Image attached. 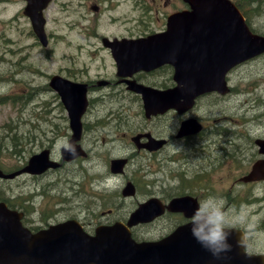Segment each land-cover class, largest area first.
Instances as JSON below:
<instances>
[{"label":"flooded vegetation","instance_id":"af4514ba","mask_svg":"<svg viewBox=\"0 0 264 264\" xmlns=\"http://www.w3.org/2000/svg\"><path fill=\"white\" fill-rule=\"evenodd\" d=\"M68 0H0V6L14 9L13 15L7 16L8 22L4 21L5 26H25L20 31V38L23 37V32H26L29 36L34 37V42L37 43L38 39L36 33L32 29L35 26L33 21L34 14H40L43 26H55L56 19L64 14L68 8L66 4ZM39 4V8L34 5ZM78 5L86 8V13H93L94 17L91 18L93 26H98L97 38L100 40L98 46L91 51L94 60L102 62V66L107 68V64H111L113 70L111 74H105L102 71H98L96 75L92 74L87 69L88 66L82 69L80 73H76L70 68H66L65 71L55 72V74L47 75L48 79L43 81H36V75L42 74L37 69L32 72V77L28 85V93L30 94V102L32 104V119L30 124L33 127L32 136L33 141L37 144L40 142L38 149L35 152L41 150H49L50 156L53 159L59 160L61 166L59 168H52L42 174H22L19 177L29 176L34 180L50 177L53 173L63 169L69 163L80 162L82 169H85L90 164L98 163L101 156L106 158L107 172L105 173L102 182H95L96 185L100 184V189L107 190L104 188V182L108 178H114L115 181L122 180L127 183L129 180L133 181L136 186V194L133 196H126L124 194V184L120 188H116L109 194L114 195V200L109 206H106V210L103 211L100 219H93L95 225L103 223H112L117 220L128 221L134 210L143 202L150 198L157 199L160 203L166 205V211L163 215L157 217L154 221L147 224H143L144 228L149 229L151 226L159 223L162 220L168 219L169 223L172 224V228L166 230L167 232L173 231L177 226L192 221L193 216H189L194 212L186 210L183 212H174L168 208V204L175 196L190 195L192 197V204L199 203L208 197L212 196V188L208 186L201 187L202 190L198 191H184L177 195H166L163 187L160 183V174L165 170V159L166 157L174 160H168L174 162L177 160L178 155H181L183 150L193 149L198 151L200 148L206 147V149L213 143L209 139L208 126H206L197 114L193 115L194 109L198 105V101L203 95L196 100L195 105L189 109L186 113H180L176 109H169L165 113L148 116L144 110L143 101L139 94L134 93L130 89V84L133 86H146L153 87L159 90H167L173 88L177 82L175 80V67L171 64L161 65L157 68L150 70H141L133 72L130 67H119L117 56L121 55L126 47L133 42V39L145 37L155 32H163L166 30V24L162 26H155L140 28L134 26L136 22L138 25H142L144 22L140 17L146 13H160L169 15L173 12L188 8V4L184 0H78ZM137 11L139 17L134 19V12ZM120 15V16H118ZM1 19V18H0ZM71 24V23H70ZM105 32L99 31V28ZM118 27V28H117ZM47 34L51 41L54 36L53 33H49L47 28ZM10 41V40H9ZM32 42V43H34ZM34 43V44H35ZM0 44L6 45L5 49L0 52V62L8 63L12 59H15L14 66L8 68L12 75L2 74L0 69V85L3 86L7 78H11L15 83L20 79L21 76V47L12 46L11 42L6 43L5 40H1ZM8 44L11 45L8 47ZM27 55L24 56L26 59L30 54V48L33 44L29 42ZM26 48V47H25ZM103 52H106L109 56H105ZM128 49L126 48V53ZM18 56L20 57L18 59ZM30 57V56H29ZM18 63V66H15ZM6 73V70H3ZM20 74V76H18ZM60 75L66 79L72 80L76 83L87 85V96H88V107L82 117V135L77 141L79 148L83 151L77 159L72 162H66L61 160V156L56 155L52 142L54 137L57 136L56 124L60 122L59 117L62 118V122H65V136L69 141L72 138L73 131L71 129V119L69 111L63 103L59 93L54 92L51 78ZM139 83V84H136ZM81 88V87H80ZM16 93L13 95H3L0 100H4L7 96L13 97L14 107L21 105V93L22 86L17 87ZM218 94V92H216ZM132 94L137 96V99L141 101L142 105V121L141 127L136 129L131 128L128 131L124 129L127 123L134 124L133 115H129V107L132 106ZM19 98V99H18ZM108 106V107H107ZM59 112V113H57ZM96 112V113H95ZM195 118L196 130L190 135L180 136V130L182 122L188 118ZM192 118V119H193ZM242 125V124H241ZM124 129V130H123ZM233 135L222 134V138L225 140L227 145H232L236 140L241 141L236 148L241 151V177L238 178L241 185V191L236 196L237 202L241 204L239 209L241 213H244L249 217L250 220L255 222V231L249 241L250 250L249 254L264 255V245H261V239L257 236L258 233L264 232V177L248 180L247 176L253 171L254 166L258 164L260 166V172L264 174V153L261 152V145L259 140L264 139V135H254L251 138H247L243 141L242 136L244 133L241 129L235 131ZM252 133V131H249ZM232 143V144H231ZM205 144V146L203 145ZM216 144V143H214ZM80 145H83L81 148ZM235 145V144H234ZM237 145V144H236ZM217 152H224L227 146L220 145ZM222 149V150H221ZM235 153L230 155L234 156L239 152L234 148ZM33 152V153H35ZM179 152V153H177ZM229 155V154H226ZM172 156V157H171ZM126 157L128 161L127 166L123 170V173H114L111 168V162L113 159ZM142 157L141 170L144 174V184L141 192L139 184L134 181L128 172V168L136 162L137 159ZM163 158V161H162ZM129 159V160H128ZM20 168V167H19ZM139 168V166H138ZM0 191V201H6L9 207L19 210L24 213V218L29 219L36 227L42 228L49 225L52 222L63 221L69 218L78 219L89 232L95 230L92 229L89 223L83 217H67L64 219H45V221L39 223L38 219L32 213L33 196L30 197V207H27L25 203H22L21 193L10 196L7 200L6 191L2 188ZM96 190V189H94ZM98 191V190H96ZM109 191V190H108ZM106 191H98V196L103 198ZM14 195V193H11ZM14 197V198H12ZM136 197V202L133 204L124 215H117L114 218L110 216L115 213V209L119 203H127L128 200H132ZM235 198H231V203L226 204L224 209L229 211ZM106 204V202H104ZM35 211V210H34ZM33 211V212H34ZM172 216H178L179 219H172ZM35 218V219H34ZM171 221V222H170ZM139 227V226H138ZM171 227V226H170ZM38 228V229H39ZM133 228V227H132ZM137 228V227H135ZM134 230V228H133ZM161 231L160 235L155 237L149 236L148 238L159 239L165 234Z\"/></svg>","mask_w":264,"mask_h":264},{"label":"rangeland","instance_id":"374dc122","mask_svg":"<svg viewBox=\"0 0 264 264\" xmlns=\"http://www.w3.org/2000/svg\"><path fill=\"white\" fill-rule=\"evenodd\" d=\"M259 1L262 4L260 9L250 11L251 23L258 32L264 34V0ZM242 2L248 9L257 6V3L248 6L249 2L246 0H242ZM77 4L78 0H68L66 4L68 10L56 19V25L47 26L49 33L54 34L47 47H43L39 42L35 43L34 37L29 36L26 32H23V37L20 38V31L25 26H20V28L19 26H5L4 21L8 22L7 16L13 15L14 9L0 6V42L5 40L6 43L11 42L14 47L18 45L21 47V76L18 74L20 79L17 80L19 82L15 83L12 76L4 80V85H0V97L18 92L17 87L19 84L22 86L21 95L28 94L27 83L30 82L32 72L35 69L42 73L36 75L35 82L48 79L47 75L55 74V72L61 70L65 71L66 68L77 69L73 71L80 73L81 70L78 69L88 66L87 69L92 76L96 75L98 71L111 74L114 66L107 64V68H105L102 66V62L94 60L91 56V51L101 44L97 38L98 26L90 24L94 14L86 13V8L81 5L77 6ZM134 13V19L138 18L139 13L137 11ZM140 17L144 23L138 25L135 22L134 26L140 28L150 27L152 29L155 26L166 24L168 15L149 12ZM99 31L102 34L105 33L101 27ZM28 42L33 45L30 48V57L24 59L28 52L29 45H26ZM10 46L8 44V47ZM5 47L6 45L0 44V52ZM103 54L109 56L106 52H103ZM14 61L15 59H12L10 64L0 62L1 73L8 74V70L12 75L9 71L11 69L8 67L14 66ZM15 66H18V63H15ZM4 69L6 73H4ZM229 82L232 87L230 93L227 95L211 93L203 96L193 110V115L200 116L201 121L208 126L209 139L213 143L207 149L202 147L198 151L189 149L184 153L183 150H180L182 154L178 155L177 160L174 162H169L168 159H174L166 157L165 170L161 172L159 178L166 195L174 196L189 190L199 192L203 186L211 187L212 196L222 202L223 207L231 203V198H235L228 212L230 214H240L241 209L239 207L241 204L236 200V196L241 191L238 178L241 177V163L246 162H241V151L236 148L241 144V141L236 140L235 145L232 143V145H227L222 138V134L231 136L236 133L235 131L241 129L244 133L241 135L243 141L254 135H264V53L236 67L230 73ZM131 97L134 100L131 101L132 106L129 107L128 112L129 115H133L131 118L134 119L135 123H127L124 127L126 131L141 127L143 124L141 101L137 99L135 94H132ZM13 104L11 99H6L0 103V133L2 135L6 134V131L14 125L17 135L11 136L19 139L22 145H19L18 148H23L24 151L22 150L21 154L16 155L12 153V137L4 138V141L0 142V163L7 170L26 162L40 145V142L36 144L33 141L32 136L33 127L30 124L33 111L32 104H28L27 107L21 106L19 103L13 107ZM59 120L60 122L55 125L57 136L54 137L52 142L53 148L57 139L66 138V128L64 127L66 124L62 122L61 117H59ZM249 131H252V133ZM6 145L7 149L5 150ZM203 145L205 146V144ZM220 145L227 146V148L223 149L224 152L215 154L214 148L219 150ZM234 148L239 154L232 156L230 154L235 153ZM55 153L60 157L59 152L55 151ZM137 161L138 164L134 162L127 172L139 184V192H141L145 172L141 170L142 157H139ZM107 165L109 166V162L106 163V158L101 156L98 163L94 162L85 169H82L80 162L69 163L50 177L34 180L32 177L24 176L11 180H0V185L5 186L7 197L21 193L22 203H25L27 207L32 204L28 202L29 197L33 196L34 209L31 214L38 219L39 223L45 221L42 218L64 219L75 216L83 217L94 229L96 225L93 219L98 220L103 217L102 213L107 209L105 207L109 206L114 200V195L108 193L114 190H102L100 189L102 185H96L95 183L97 181L102 182L108 170ZM123 184L124 182L119 180L117 188H120ZM94 189L106 191L103 193L105 196L100 198L97 194L98 191ZM11 193H14V195H11ZM135 202L136 197L128 200L127 203H119L115 213L110 217L114 218L117 215L126 214ZM172 217V219H179L178 216ZM169 228H172V224L169 223L168 219H165L149 229L139 226L135 228V231L143 238H148L149 236L160 235L162 234L160 232L164 230L167 232L166 230ZM257 236L261 239V245H264V232L258 233Z\"/></svg>","mask_w":264,"mask_h":264},{"label":"water","instance_id":"95a60500","mask_svg":"<svg viewBox=\"0 0 264 264\" xmlns=\"http://www.w3.org/2000/svg\"><path fill=\"white\" fill-rule=\"evenodd\" d=\"M187 1L193 10L171 15L167 33L150 36L133 45L130 62L135 69H147L164 63L177 66L179 85L174 89L159 91L145 86L135 87L136 91L142 93L148 113L162 112L170 107L182 111L200 93L215 89L225 91L226 72L237 63L264 52V36L250 31L242 13L231 0ZM34 29L41 42L47 45L42 22H35ZM201 39L210 43L199 44L198 49L208 51L205 52L206 57L199 59L195 53L198 46L194 41ZM124 58H118L121 65ZM59 89L64 95L63 87ZM83 104L84 109L87 104L85 98ZM68 105L73 128L80 133L78 121L81 108L75 106L76 109L71 103ZM192 126V122L185 123L183 133L189 132ZM64 158L70 160L74 157L68 154ZM114 163L119 169L124 164L122 160ZM58 165L47 158L46 152H42L32 156L24 169L11 174H4L0 170V176L14 177L23 171L40 173ZM254 176L261 177L258 170L249 177ZM134 192L135 188L130 183L125 193ZM184 200L173 199L171 208L179 211L194 206L191 201L187 203ZM156 202L152 199L141 205L129 224L149 221L161 214L163 206L160 203L157 206ZM238 235L233 230L229 237V242L233 244L232 251L217 259L193 236L192 223L154 242H137L129 228L121 222L100 226L95 235L86 233L76 220L33 233L22 225L17 212L0 203V264H264L258 257H250L241 248L235 247Z\"/></svg>","mask_w":264,"mask_h":264},{"label":"clouds","instance_id":"9594fccd","mask_svg":"<svg viewBox=\"0 0 264 264\" xmlns=\"http://www.w3.org/2000/svg\"><path fill=\"white\" fill-rule=\"evenodd\" d=\"M54 150L72 157L78 155L77 144L66 138L57 139ZM117 187L118 182L114 178H108L104 182V188L109 191ZM191 223L193 236L217 259L232 251L233 244L229 242V237L233 230L239 233L235 247L241 248L245 253L250 250L249 241L255 231V222L244 213L230 214L224 209L222 202L214 197H208L199 203Z\"/></svg>","mask_w":264,"mask_h":264},{"label":"trees","instance_id":"16d2710c","mask_svg":"<svg viewBox=\"0 0 264 264\" xmlns=\"http://www.w3.org/2000/svg\"><path fill=\"white\" fill-rule=\"evenodd\" d=\"M246 1L249 2L248 6H249L250 4L257 3V6H255V7H251V9H248V7L244 6V11H245V13L247 14V16L250 17V11H251V10L255 11V10L260 9V7H261L262 4H261V2H260L259 0H246ZM249 17H248V18H249ZM249 21H250V18H249Z\"/></svg>","mask_w":264,"mask_h":264},{"label":"bare ground","instance_id":"6f19581e","mask_svg":"<svg viewBox=\"0 0 264 264\" xmlns=\"http://www.w3.org/2000/svg\"><path fill=\"white\" fill-rule=\"evenodd\" d=\"M66 80H64V79H61V80H59L58 82L59 83H63V82H65ZM137 87V86H136ZM253 109V108H252ZM96 113V112H95ZM172 157V156H171ZM169 160V159H168ZM119 161H121V160H119Z\"/></svg>","mask_w":264,"mask_h":264}]
</instances>
